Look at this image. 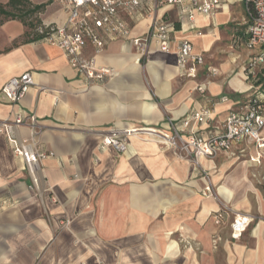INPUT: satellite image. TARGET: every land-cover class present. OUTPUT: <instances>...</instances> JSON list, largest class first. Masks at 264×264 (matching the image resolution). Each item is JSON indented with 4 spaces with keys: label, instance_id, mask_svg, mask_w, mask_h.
Masks as SVG:
<instances>
[{
    "label": "crops",
    "instance_id": "obj_1",
    "mask_svg": "<svg viewBox=\"0 0 264 264\" xmlns=\"http://www.w3.org/2000/svg\"><path fill=\"white\" fill-rule=\"evenodd\" d=\"M231 1L211 16L194 11L192 21L174 6L159 9L164 22L173 23L166 20L172 11L177 16L172 50L185 38L203 54L193 77L173 52L155 51L154 42L148 58L138 60L131 42L116 38L98 53L90 44L82 50L98 67L112 69L104 79L88 81L55 45L43 38L23 41L27 28L19 20L0 23V88L25 71L32 77L19 102L0 96V124L52 153L40 161L34 185L0 131V264H264V148L255 163L248 157L257 149L248 143L240 145L245 155L220 151L197 159L135 136L124 151L100 146L103 129L166 127V118L194 109L209 112L195 129L206 136L253 92L243 94L262 86L248 84L241 61L205 59L228 36L223 27L231 19ZM47 4L43 26H62V6L52 10ZM123 18L132 36L145 34L152 21L143 13ZM21 112L34 115L37 124H14ZM217 211L223 213L219 224ZM238 215L251 222L233 238L230 223Z\"/></svg>",
    "mask_w": 264,
    "mask_h": 264
},
{
    "label": "built area",
    "instance_id": "obj_2",
    "mask_svg": "<svg viewBox=\"0 0 264 264\" xmlns=\"http://www.w3.org/2000/svg\"><path fill=\"white\" fill-rule=\"evenodd\" d=\"M66 14V21L62 26L46 25V35L43 39L58 47L68 58L73 69L84 75L88 81L102 80L111 74L110 67H98L94 57L86 58L82 50L92 45L94 52H100L105 44L112 39L129 40L135 47L138 60L148 58L150 45L156 44V50L163 53L175 54L177 65L189 76H195L198 65L204 63V56L194 50L188 39H180L172 50L174 39L171 33L173 23L164 22L157 17L158 9L174 6L179 13L193 20V13L197 11L205 16H211L225 7L227 0H57ZM243 3L245 24V46L253 52L248 60L245 72H250L257 65L264 64V0H241ZM148 11L152 13V21L148 31L141 36H132L129 23L123 18L126 15L130 20L135 16ZM193 28V26L191 27ZM42 31V29H40ZM201 35L200 30L196 31ZM210 73L215 75L216 68ZM247 77V76H246ZM32 84L29 71L9 79L0 88V96L12 103H17L28 91ZM209 118L208 110H191L184 117L173 120L166 118V127L135 125L125 128L111 127L103 129L100 146L113 147L124 151L127 138L139 137L143 140L156 142L160 147L170 148L176 154L185 157H215L220 151H227L230 155H245L243 143L254 145L256 155L249 156V161L260 163L261 149L264 148V87H255L251 97L231 109L222 122L220 130L206 136L195 133V129ZM14 124L29 123L33 127L37 120L32 114L25 112L15 114ZM0 131H4L13 153L19 156L25 165L34 185L37 184L36 170L42 159L51 155L35 147L32 140L19 139L8 124H0ZM32 139V138H31ZM204 177L208 179L206 173ZM206 194L212 195L210 185L204 188ZM205 194V193H204ZM215 223L219 224L223 217L222 211L213 215ZM251 218L235 216L230 223L233 238L241 236L248 227Z\"/></svg>",
    "mask_w": 264,
    "mask_h": 264
},
{
    "label": "rangeland",
    "instance_id": "obj_3",
    "mask_svg": "<svg viewBox=\"0 0 264 264\" xmlns=\"http://www.w3.org/2000/svg\"><path fill=\"white\" fill-rule=\"evenodd\" d=\"M43 3H48L49 9L52 10H58L60 9V6L58 5L56 0H40ZM31 2V1H30ZM32 3V2H31ZM34 4V3H32ZM229 9H230V21L226 26L223 27V32H226L228 34L227 37L221 38V40L217 41L207 52L205 55V59L208 62L211 61H222L225 59V56L229 58H234V61H241V66L247 67L248 58L250 59L253 55L252 52L249 53V50L245 46V24L243 22V3L241 0H232L230 3H228ZM46 7L44 6L43 10L41 12H37L34 14L27 15L25 17V21L27 23H33L37 24L36 20H40V13H43ZM159 12V9L156 11V15ZM143 14L148 15L152 17V13H148V11H143ZM167 21H172L175 23L177 21V16L175 15V12L172 11L170 16L167 17ZM5 19L4 15L0 14V21ZM40 26H37V28L32 29L31 27H27V31L29 32L28 37H32L33 33L35 31H40V29H44V26L42 22L39 24ZM264 67V64L257 65L253 69L250 70V72H245V76H247V82L248 84L256 85L258 83V75L262 71ZM254 89L249 90L247 93L243 94V97L247 95L250 92H253ZM67 224V219L62 223V226H65ZM43 254V251H42Z\"/></svg>",
    "mask_w": 264,
    "mask_h": 264
},
{
    "label": "trees",
    "instance_id": "obj_4",
    "mask_svg": "<svg viewBox=\"0 0 264 264\" xmlns=\"http://www.w3.org/2000/svg\"><path fill=\"white\" fill-rule=\"evenodd\" d=\"M45 5L46 3L32 4L30 0H8L5 4H0V14L5 17L0 23L8 19H17L22 22L26 28H37V26H40L39 24L41 22L39 19L36 20L37 24H33L27 23L25 17L30 14L41 12ZM28 34L29 32L26 29L23 41L41 39L46 35V30L42 29V31H35L32 37H28ZM258 80L257 84H261L264 87V67L258 75Z\"/></svg>",
    "mask_w": 264,
    "mask_h": 264
}]
</instances>
